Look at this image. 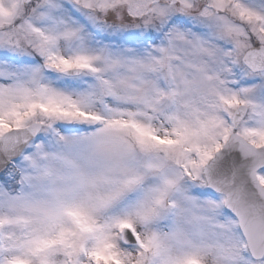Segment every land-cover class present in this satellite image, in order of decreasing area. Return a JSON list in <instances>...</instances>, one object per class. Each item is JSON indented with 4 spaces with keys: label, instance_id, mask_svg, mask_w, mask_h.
<instances>
[{
    "label": "snow or ice",
    "instance_id": "6c2138e0",
    "mask_svg": "<svg viewBox=\"0 0 264 264\" xmlns=\"http://www.w3.org/2000/svg\"><path fill=\"white\" fill-rule=\"evenodd\" d=\"M0 264H264V0H0Z\"/></svg>",
    "mask_w": 264,
    "mask_h": 264
}]
</instances>
